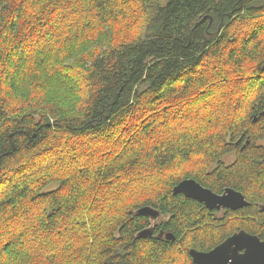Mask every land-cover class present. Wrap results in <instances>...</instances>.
Here are the masks:
<instances>
[{
  "label": "trees",
  "instance_id": "16d2710c",
  "mask_svg": "<svg viewBox=\"0 0 264 264\" xmlns=\"http://www.w3.org/2000/svg\"><path fill=\"white\" fill-rule=\"evenodd\" d=\"M241 230L264 241V0H0V264H194Z\"/></svg>",
  "mask_w": 264,
  "mask_h": 264
},
{
  "label": "water",
  "instance_id": "95a60500",
  "mask_svg": "<svg viewBox=\"0 0 264 264\" xmlns=\"http://www.w3.org/2000/svg\"><path fill=\"white\" fill-rule=\"evenodd\" d=\"M173 192L203 203L210 210L237 211L250 205L246 197L233 188H227L222 194H218L195 179L181 181ZM137 213L152 220L160 216V212L150 206L142 207ZM152 236V228H147L139 234L142 238ZM166 239L174 240L175 237L168 233ZM190 255L194 264H264V241L257 235L241 230L210 251L191 249Z\"/></svg>",
  "mask_w": 264,
  "mask_h": 264
},
{
  "label": "flooded vegetation",
  "instance_id": "af4514ba",
  "mask_svg": "<svg viewBox=\"0 0 264 264\" xmlns=\"http://www.w3.org/2000/svg\"><path fill=\"white\" fill-rule=\"evenodd\" d=\"M152 229H153V235L156 233V228L155 227H152ZM155 235H158V237H160V238H165L166 236V234L164 233V232H158V234H155ZM218 246V245H217ZM215 248V247H214ZM213 248V249H214ZM212 250V249H211ZM208 251H210V250H208ZM207 252V251H206Z\"/></svg>",
  "mask_w": 264,
  "mask_h": 264
},
{
  "label": "clouds",
  "instance_id": "9594fccd",
  "mask_svg": "<svg viewBox=\"0 0 264 264\" xmlns=\"http://www.w3.org/2000/svg\"><path fill=\"white\" fill-rule=\"evenodd\" d=\"M143 32H144L143 29H136L134 31V35L137 36V37H142L143 36Z\"/></svg>",
  "mask_w": 264,
  "mask_h": 264
},
{
  "label": "bare ground",
  "instance_id": "6f19581e",
  "mask_svg": "<svg viewBox=\"0 0 264 264\" xmlns=\"http://www.w3.org/2000/svg\"><path fill=\"white\" fill-rule=\"evenodd\" d=\"M156 219H157V218H156ZM156 219H155V220H156Z\"/></svg>",
  "mask_w": 264,
  "mask_h": 264
}]
</instances>
